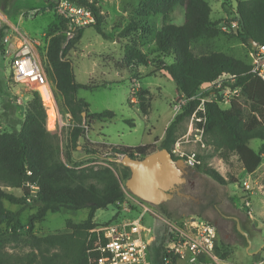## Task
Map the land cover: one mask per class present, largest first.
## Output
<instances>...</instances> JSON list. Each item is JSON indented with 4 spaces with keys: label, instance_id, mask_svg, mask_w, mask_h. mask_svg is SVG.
<instances>
[{
    "label": "trees",
    "instance_id": "1",
    "mask_svg": "<svg viewBox=\"0 0 264 264\" xmlns=\"http://www.w3.org/2000/svg\"><path fill=\"white\" fill-rule=\"evenodd\" d=\"M69 1L90 9L96 22L76 29L75 38L68 41V22L55 13L56 28L50 27L48 34L46 33L44 65L49 81L61 96L74 124L68 133V147L77 150L80 140L86 135L85 120H89L90 124L96 120L111 121L115 114L104 111L91 115L89 105L77 97L80 89L92 90L107 85L106 82L94 81L86 85L77 83L73 61L67 56L71 48L81 40L86 28L92 27L102 33L104 16L96 2ZM227 1L231 8L229 16H233L232 21L236 22V26H232L235 30L234 36L241 42L251 44L252 40L258 45H264V0H236L237 9L233 8L232 0ZM177 6L184 9V23L180 26L169 24V16ZM211 14L212 8L206 0H149L141 6L140 20L130 23L120 34L121 37L129 38L131 34L142 30L140 24L152 31V24L147 18L150 15L163 16L162 27L151 35L154 60L160 65V71L165 77L176 83L177 92L187 100V104L166 128L159 149L172 151L183 124L201 103V99L197 97L223 74L236 75L237 79L230 87L240 89V96L250 102L252 107L264 110V80L251 73V64L221 52L207 55L194 53L193 42L200 39L212 40L222 33L220 21L213 20ZM9 31L8 26L0 28V51H3L2 40ZM139 44V41H132L126 45V67L133 62L140 67L152 64L150 54L144 53ZM169 58H172L171 64L167 62ZM32 95L33 100L28 105L20 130L15 129L8 133L0 128V264H91L97 258V254L92 252L97 238L91 233L100 225L95 223L96 213L112 205L120 208L126 203L127 194L112 169L76 170L61 160L56 145V133L46 129L47 117L41 98L36 91ZM239 97L230 102L228 109H224L216 100L204 103V139L210 148V158L217 153L221 156L236 154L248 175L253 174L263 162L264 144L256 151L249 143L252 140L264 142V124L255 116L246 121ZM14 104V99L11 98L6 108L15 107ZM144 105L142 101L143 111ZM151 147L104 146L108 157L112 159L124 155L136 158L135 154L145 156L156 152H151ZM82 148L93 156L104 155L102 151L90 147ZM196 170L222 186L228 185V181L207 163L196 167ZM128 176L125 173V177ZM7 189H20L23 195L17 197ZM7 202L11 205L38 208L29 216L27 222L31 246L34 249L27 255H13L2 249L3 226L13 227L14 230L24 227L18 213L7 209ZM158 208L162 209L161 206ZM83 209L88 211L86 220L80 223L67 222L69 232L40 237L34 235L36 224L44 221L48 214ZM162 212L170 218L166 211ZM262 251L264 252V247ZM215 252L223 261L232 253L229 246H220L218 239Z\"/></svg>",
    "mask_w": 264,
    "mask_h": 264
},
{
    "label": "rangeland",
    "instance_id": "2",
    "mask_svg": "<svg viewBox=\"0 0 264 264\" xmlns=\"http://www.w3.org/2000/svg\"><path fill=\"white\" fill-rule=\"evenodd\" d=\"M55 1L0 0V9L7 16L8 27L11 28L10 34H13L12 31L15 28L29 38L44 44L46 33L48 34L50 29L56 28ZM88 1L96 2L100 13H104L101 25L102 33L92 27L86 28L81 40L71 48L67 56L73 61L77 83L86 85L90 81H94L96 83L106 82L107 84L106 87L92 90L80 89L78 91L77 97L89 105V113L92 115L111 111L115 114V118L111 121L96 120L93 124H90L89 120H85L86 135L80 140L79 148L72 150L68 147V133L74 124L63 105L61 96L56 93L50 81L55 100L53 106L44 101V94L41 95V92L38 94L46 112V129L56 133V145L61 160L68 167L76 170L112 169L127 194L126 203L131 205L132 194L126 188V182L131 175L130 171L121 164V158L112 159L108 157V151L104 146L135 148L141 145H151V152L159 150L158 147L166 128L176 117L172 109L181 95L177 92L176 83L169 77H165L160 71V65L154 60V44L151 35L155 30L162 27L163 16L150 15L147 18L152 24V31H148L147 26L140 24L142 28L140 32L131 34L129 38L120 36L130 23L140 20L141 6L149 0ZM206 1L212 8L211 18L220 21L222 33L212 40L200 39L193 42L194 53L207 55L221 52L251 64L252 58L249 55L253 47L250 43L241 42L234 36L235 30L232 26L236 22L232 21L233 16H229L230 2L227 0ZM183 23L184 9L177 6L169 16V24L180 26ZM132 41H139L142 51L150 54L149 59L153 60L151 65L139 68L140 66L133 62L129 67L125 66V47ZM167 62L171 64L172 58H169ZM9 70L8 61L0 58V128L11 133L15 129L20 130L22 127L28 105L33 100L32 93L34 90L15 83L10 78ZM135 78H139L140 88L139 86H132ZM217 89L208 90L215 91ZM226 96L233 97L226 89L221 92V95L218 94L219 99H227ZM200 97L202 96L200 95ZM11 98L14 99L15 107L6 108ZM239 99L244 109L246 121H250L255 116L264 124V110L252 107L250 102L241 96ZM142 101L145 104V111L141 106ZM49 120H52V125H49ZM190 124L191 117L183 124L175 146L179 140L188 136L190 142L181 143V148L201 155L203 157L202 165L207 163L216 169L228 181V185L222 186L198 171L203 176L198 180L199 188L196 194V197L201 201L200 205L198 207H186L179 198H176L172 202L162 204L161 210L166 211L173 220L196 215L214 225L222 214L239 218L241 230L248 235L251 247H248L247 239L239 231H234L228 224L227 228L218 231V244L229 246L232 252L224 264H264V252L262 251L264 247V155L259 168L253 174L247 175L236 154L221 156L220 153H217L210 158V148L201 150L197 144H194V135H189L191 133ZM262 144L264 142L261 140H252L249 143L250 147L255 150H258ZM82 147L102 151L104 155L87 154ZM125 173H128L129 176L125 177ZM243 181L250 183L252 191L251 215L247 214L244 206L248 198L244 197ZM7 191L12 192L17 197L23 195L20 189H7ZM5 206L7 209L18 213L24 227L14 230L13 227L3 226L1 237L3 251L20 256L33 252L27 222L29 216L35 213L38 208L11 205L8 202ZM123 208L124 206L116 208L112 205L107 209L99 210L96 213L95 223L103 225L113 222L115 217L121 214L118 209L122 210ZM161 210L160 212H162ZM87 214L86 209L79 211L64 210L57 214H48L44 221L36 224L33 233L40 237L69 232L67 222H83L86 220ZM163 214L165 215V213ZM148 221L153 223L150 217Z\"/></svg>",
    "mask_w": 264,
    "mask_h": 264
},
{
    "label": "built area",
    "instance_id": "3",
    "mask_svg": "<svg viewBox=\"0 0 264 264\" xmlns=\"http://www.w3.org/2000/svg\"><path fill=\"white\" fill-rule=\"evenodd\" d=\"M54 10L59 17L68 22L69 30L66 32L68 41L75 38L76 29L88 27L96 22L90 9L74 5L69 0H58ZM3 26H8V21L0 9V27ZM12 32L13 34H10L9 31L3 38V51H0V58L8 61L10 78L15 83L30 87L36 92L45 89L55 102L44 65L46 45L29 38L18 29H13ZM251 73L264 80V45H258L254 49ZM236 79V75L223 74L202 93L205 97L202 95L201 98L200 95L197 97L201 99V103L191 116L189 135H194L193 143L201 150L209 148L204 139L206 124L204 103L216 100L221 106L227 103L230 105L233 99L240 96V89L230 87ZM212 88L218 89L210 91ZM225 89L233 97L219 99L218 94L221 95ZM186 104L187 100L180 97L172 109L174 116H177ZM182 139L170 153L177 160L184 161L188 167L196 169L202 165L203 157L197 152L183 150L181 143H189L190 140L188 136ZM242 188L244 197L248 198L244 206L247 214L251 215L250 183L243 181ZM131 200V205L125 203L122 210L118 209L122 216L120 214L113 222L100 224L91 231L97 238L92 249L97 258L91 264H224L215 252L218 239L216 225L196 215L173 220L148 202L133 195ZM149 217L153 223L148 221Z\"/></svg>",
    "mask_w": 264,
    "mask_h": 264
},
{
    "label": "water",
    "instance_id": "4",
    "mask_svg": "<svg viewBox=\"0 0 264 264\" xmlns=\"http://www.w3.org/2000/svg\"><path fill=\"white\" fill-rule=\"evenodd\" d=\"M232 6L237 9V1L232 0ZM255 49L258 44L250 41ZM85 116V113H84ZM121 164L130 170V178L126 182L127 190L142 201L156 207L173 199L177 186L184 183L185 164L182 160H175L166 149H159L143 159H135L129 155L121 157ZM178 195L186 200L199 201L198 198L178 192ZM237 230L247 239L248 247H251L248 235L241 230L237 222Z\"/></svg>",
    "mask_w": 264,
    "mask_h": 264
},
{
    "label": "flooded vegetation",
    "instance_id": "5",
    "mask_svg": "<svg viewBox=\"0 0 264 264\" xmlns=\"http://www.w3.org/2000/svg\"><path fill=\"white\" fill-rule=\"evenodd\" d=\"M150 154H152V153H150ZM150 154H148V155H150ZM148 155L143 156L140 154H135V156H136L135 159H143ZM173 158L175 160H177L174 156H173ZM184 164H185V162H184ZM185 166H186L185 173L183 175L185 182L177 186L178 190L175 191L173 199H171V200H169L163 204H166L168 202H172L176 198H179L181 203L184 204L186 207H189V206L198 207L200 205L201 201L198 197H196V194H197V189L199 188L198 180H200L203 176L196 169L188 167L186 164H185ZM178 192L181 194L194 196V197L198 198L199 201L186 200L184 197L179 196ZM237 222H239V218L233 217V216H225L222 214L221 217L216 220V227H217L218 231L220 232L224 228H227L229 226L228 224H230L231 228L234 231L235 230L238 231L237 230Z\"/></svg>",
    "mask_w": 264,
    "mask_h": 264
},
{
    "label": "crops",
    "instance_id": "6",
    "mask_svg": "<svg viewBox=\"0 0 264 264\" xmlns=\"http://www.w3.org/2000/svg\"><path fill=\"white\" fill-rule=\"evenodd\" d=\"M2 10V9H1ZM102 14H104L103 12H101ZM5 14V13H4ZM6 19H7V16H6ZM7 21H8V19H7ZM9 26V25H8ZM234 26H236V24L235 25H233V27ZM11 29V28H10ZM13 29H15V28H13ZM46 36V35H45ZM253 52H254V48H253V50H252V52H250V57L252 58V54H253ZM252 64V63H251ZM151 65V64H150ZM143 67V66H142ZM139 68H141V67H139ZM140 70V69H139ZM140 72V71H139ZM132 86L134 87H136V86H139V78H135V80H133V84H132ZM139 88H140V86H139ZM224 105V109H228L229 107H230V105L227 103V104H223ZM222 105V106H223ZM165 133V132H164ZM255 150V149H254ZM259 150V149H258ZM258 150H256V151H258Z\"/></svg>",
    "mask_w": 264,
    "mask_h": 264
},
{
    "label": "bare ground",
    "instance_id": "7",
    "mask_svg": "<svg viewBox=\"0 0 264 264\" xmlns=\"http://www.w3.org/2000/svg\"><path fill=\"white\" fill-rule=\"evenodd\" d=\"M40 91H41V95L42 94H44V101L47 103V104H49V105H51V106H53V99L51 98V96L48 94V92L45 90V89H40ZM49 125H52V120H49Z\"/></svg>",
    "mask_w": 264,
    "mask_h": 264
}]
</instances>
